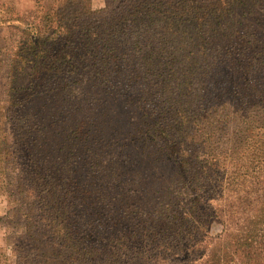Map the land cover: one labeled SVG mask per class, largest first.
<instances>
[{
  "label": "trees",
  "instance_id": "obj_1",
  "mask_svg": "<svg viewBox=\"0 0 264 264\" xmlns=\"http://www.w3.org/2000/svg\"><path fill=\"white\" fill-rule=\"evenodd\" d=\"M86 2L0 0L14 264H264V0Z\"/></svg>",
  "mask_w": 264,
  "mask_h": 264
},
{
  "label": "rangeland",
  "instance_id": "obj_2",
  "mask_svg": "<svg viewBox=\"0 0 264 264\" xmlns=\"http://www.w3.org/2000/svg\"><path fill=\"white\" fill-rule=\"evenodd\" d=\"M4 2L11 4L14 3L16 9L23 13H29L33 11L35 0H3ZM86 1V0H84ZM110 0H87V4L92 9H99L109 4ZM47 4H51L52 2H48ZM18 29L13 26L0 25V84L4 82L5 79H9V61L6 59V49L8 44L16 37L18 34ZM90 95H85L84 97H89ZM2 102V101H1ZM0 102V104H1ZM104 107V106H103ZM116 108V110H115ZM106 111L111 113V119L109 120L100 119L97 126H102L106 137H109L110 133H114L116 129L122 128V124L117 122L116 115L119 110L118 107L113 105L114 114L107 108ZM110 115V114H109ZM124 125H126V120L124 118ZM113 127V131L111 132L109 129ZM5 132V120L1 118L0 115V138L3 137ZM112 152H116L113 149ZM135 152V150H133ZM138 152V151H137ZM15 176L13 170L3 165L0 161V196H4L7 198V201L10 206V211L7 216L0 217V226L6 225L11 231V236L8 239V244L11 246L12 251L9 253L5 250V248H0V264H14L15 262V254L13 249L14 243L22 242L23 234L25 232V203L23 202L20 194L16 191L14 187ZM220 222L217 220H212L210 223L209 230L210 232L216 233L220 230ZM21 232V235L17 236V232Z\"/></svg>",
  "mask_w": 264,
  "mask_h": 264
},
{
  "label": "clouds",
  "instance_id": "obj_3",
  "mask_svg": "<svg viewBox=\"0 0 264 264\" xmlns=\"http://www.w3.org/2000/svg\"><path fill=\"white\" fill-rule=\"evenodd\" d=\"M10 211V206L7 198L0 196V217H5ZM11 231L6 225L0 226V248H5L7 252H11V246L7 243L9 237L11 236ZM17 236L21 235V232L16 233Z\"/></svg>",
  "mask_w": 264,
  "mask_h": 264
}]
</instances>
